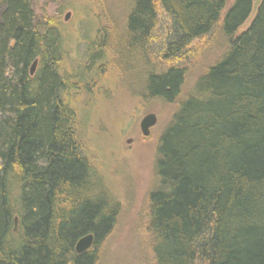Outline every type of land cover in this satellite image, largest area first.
<instances>
[{
  "label": "trees",
  "instance_id": "trees-1",
  "mask_svg": "<svg viewBox=\"0 0 264 264\" xmlns=\"http://www.w3.org/2000/svg\"><path fill=\"white\" fill-rule=\"evenodd\" d=\"M130 2L126 37L151 62L152 97L177 108L157 138L158 182L129 264H264V0L243 31L252 0ZM159 11L169 25L157 58ZM56 26L39 23L33 0H0V264H104L117 222L77 136L79 84L60 71ZM216 28L223 53L183 93L195 45ZM99 46L97 59L112 55Z\"/></svg>",
  "mask_w": 264,
  "mask_h": 264
},
{
  "label": "rangeland",
  "instance_id": "rangeland-1",
  "mask_svg": "<svg viewBox=\"0 0 264 264\" xmlns=\"http://www.w3.org/2000/svg\"><path fill=\"white\" fill-rule=\"evenodd\" d=\"M130 1L110 0L105 9L94 0H33L39 23L50 19L57 24L64 51L60 71L70 74L79 84L70 94L77 113V136L96 176L119 207L116 225L103 246L104 264H129L133 259L136 238L140 237L141 213L148 193L158 182L157 138L177 108L176 103L152 97L151 62L146 54L133 53L129 45L125 17ZM252 1L253 12L240 31L253 19L258 0ZM168 25L169 19L159 11L154 33L157 58L166 40ZM206 41L205 47H201ZM102 44L113 49L112 55L105 51L104 61L93 54ZM225 47L217 28L207 40L195 45L198 51L188 62L183 93L220 57ZM156 63L157 69L166 67L160 60ZM148 114L156 116V124L149 136L143 137L139 124Z\"/></svg>",
  "mask_w": 264,
  "mask_h": 264
},
{
  "label": "water",
  "instance_id": "water-1",
  "mask_svg": "<svg viewBox=\"0 0 264 264\" xmlns=\"http://www.w3.org/2000/svg\"><path fill=\"white\" fill-rule=\"evenodd\" d=\"M68 19V15L65 16L64 20ZM37 62L34 61L30 67V75H33L36 69ZM156 124V116L154 114H148L144 116L139 124V129L143 137H148L150 134V129ZM17 220L15 219V225ZM94 237L91 234L81 237L75 244V252L77 254H82L87 251L93 244Z\"/></svg>",
  "mask_w": 264,
  "mask_h": 264
}]
</instances>
